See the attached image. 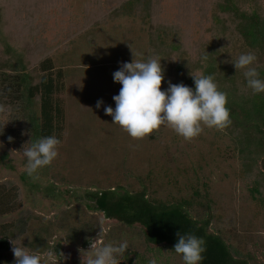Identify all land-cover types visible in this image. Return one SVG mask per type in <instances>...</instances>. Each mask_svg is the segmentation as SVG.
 Wrapping results in <instances>:
<instances>
[{
  "label": "rangeland",
  "instance_id": "1",
  "mask_svg": "<svg viewBox=\"0 0 264 264\" xmlns=\"http://www.w3.org/2000/svg\"><path fill=\"white\" fill-rule=\"evenodd\" d=\"M86 1L68 0L59 12V6L52 5L42 30L33 11L23 14L27 24L34 19L29 33H36L34 39L30 38L29 63L33 64L32 54L41 60L46 56L54 68H62L65 73L64 90L57 96L65 121L58 157L40 169L35 180L25 171L27 139L24 146L14 147L0 140V185H14L20 203L19 210L0 218V224L16 226L18 237L8 240L0 264H15L12 240L34 254L45 256L54 251L55 264H81L80 250H90V241L98 238L101 230L98 246L127 241L128 249L118 257L120 264H148L153 258L157 264H184L173 248L147 243L140 225L126 226L105 219L93 209L88 193L116 188L131 193L145 189L149 198L169 203L188 202L190 206L185 208L190 216L200 221L209 218L208 231L223 239L238 257L248 258L249 264H264V175L258 160L244 163L243 155L233 145L234 136L205 128L188 142L162 126L151 137L134 140L104 111L107 106L115 109L113 96L121 88L113 73L122 63L132 62L133 53L137 60L146 61L154 52L149 18L142 20L147 13L136 6L153 2L154 17L167 20L177 35L184 34L178 39L186 54L195 57L198 46L213 44L218 48L222 43L223 54L229 58L243 44L232 34L229 17L224 19L230 27L223 41L214 39L212 17L221 0H184L187 8L180 15L174 9L178 0H97L103 7L93 11L94 23L78 31L71 17L81 12ZM238 1L240 8L249 11L255 7L264 14V0ZM161 90H167L163 82ZM98 100L103 101L99 108ZM17 118L28 138L29 116L22 112ZM88 230H93L92 235ZM37 235L49 246L42 253L28 247ZM83 240L88 245L82 246Z\"/></svg>",
  "mask_w": 264,
  "mask_h": 264
},
{
  "label": "trees",
  "instance_id": "2",
  "mask_svg": "<svg viewBox=\"0 0 264 264\" xmlns=\"http://www.w3.org/2000/svg\"><path fill=\"white\" fill-rule=\"evenodd\" d=\"M51 1L0 0V105H4L6 109L0 113V140L11 147L24 146L27 139L28 148L38 139L53 135L62 140L65 116L63 104L57 96L64 90L65 73L62 68H54L46 56L41 60L38 55L32 54L30 58L33 64L29 63L30 40L34 39L36 33H29L32 31L34 19L31 18L29 27L23 20L24 12L33 11L42 30L45 20L51 16L52 5L59 6V12L68 0ZM63 1L64 4L61 5ZM132 1L135 0H127V3ZM185 3L184 0H178L174 5L178 15L187 8ZM240 5L238 0H221L216 4L212 17L216 41L222 42L227 34L230 26L224 19L228 17L232 23V34L242 41L243 48L237 50L233 54L234 57L229 58L223 54L225 48L222 43L218 48L213 44L198 46L199 52L195 57L190 56L191 53L186 54L183 42L178 39L182 32L177 35L172 25L168 26L167 20L165 22L160 17H154L153 2L146 1L136 6V9L147 13L142 16V20L149 18L147 24L150 27V44L154 49L150 57L158 59L160 55L163 56L160 63L164 69L163 84L166 89L171 81L172 84L183 83L194 90L192 75H212L219 90L227 93L228 97L227 107L230 110L232 125L224 131L234 136L233 145L243 155L244 163L258 160L264 175V93L253 94L247 87L244 70H236L233 64L241 54L255 53L257 61L253 66L257 68L259 78L264 80V14L260 15L255 7L246 11L240 8ZM83 6L79 14H72L71 17V24L75 29H79L78 31L93 24V11L103 7L97 0H87ZM119 10L118 8L117 13ZM38 51L37 48L36 53ZM205 55L206 61L202 59ZM197 71L200 74H196ZM35 105L38 111L35 110ZM22 112L30 119L28 138L23 134V124L17 122V116ZM8 137L13 140L9 142ZM18 196L14 185H0V218L20 209ZM88 198L94 205L93 209L102 213L105 219L117 220L126 226L140 225L149 244L166 245L174 249L178 241L177 233L194 234L205 241L206 251L203 253L201 264H249L248 258L238 257L239 254L232 252V248L223 239L208 231L209 218L202 221L192 218L185 208L190 206L186 201L169 203L149 198L145 189L131 193L120 191L119 188L88 193ZM203 199L206 200L205 195ZM204 209H207V204ZM15 228L11 223L0 224V255L7 250L10 238L18 239L15 236ZM92 231L88 230V234L92 235ZM77 236L79 237V234ZM84 240L82 246L88 245L89 242ZM28 247L37 253L49 248L45 240L38 235Z\"/></svg>",
  "mask_w": 264,
  "mask_h": 264
},
{
  "label": "clouds",
  "instance_id": "3",
  "mask_svg": "<svg viewBox=\"0 0 264 264\" xmlns=\"http://www.w3.org/2000/svg\"><path fill=\"white\" fill-rule=\"evenodd\" d=\"M207 60V55L202 58ZM161 59L149 57L146 61L137 60L133 53L132 62L122 63L119 70L113 73L115 82L121 85L119 94L113 96L115 109L105 107V114L111 116L112 123L122 128L132 139L143 140L152 136L161 127H167L191 142L200 136L205 128L223 131L232 125L230 110L227 107V93L220 91L212 75H192L195 89L180 84H172L162 91L164 69ZM257 61L255 53L241 54L233 62L236 70H244L247 87L253 94L264 93V80L253 65ZM103 101L98 100L99 108ZM0 105V113L5 112ZM9 142L13 140L8 137ZM61 140L56 136L42 137L24 149L27 158L25 171L31 178L38 179L40 169L50 166L58 157V146ZM102 230L98 238L90 241V250L81 249V264H120L119 256L128 249L127 241L114 245L100 244ZM178 241L174 251L180 255L184 264H201L206 251L205 241L194 234L177 233ZM15 264H55L56 254L48 251L45 256L31 253L27 248L11 241ZM87 253V255H84ZM60 255L64 257L63 253ZM148 264H157L155 258Z\"/></svg>",
  "mask_w": 264,
  "mask_h": 264
},
{
  "label": "flooded vegetation",
  "instance_id": "4",
  "mask_svg": "<svg viewBox=\"0 0 264 264\" xmlns=\"http://www.w3.org/2000/svg\"><path fill=\"white\" fill-rule=\"evenodd\" d=\"M2 255V254H1ZM1 255H0V257H1ZM1 260V259H0Z\"/></svg>",
  "mask_w": 264,
  "mask_h": 264
},
{
  "label": "water",
  "instance_id": "5",
  "mask_svg": "<svg viewBox=\"0 0 264 264\" xmlns=\"http://www.w3.org/2000/svg\"><path fill=\"white\" fill-rule=\"evenodd\" d=\"M8 245H9V242H8Z\"/></svg>",
  "mask_w": 264,
  "mask_h": 264
}]
</instances>
